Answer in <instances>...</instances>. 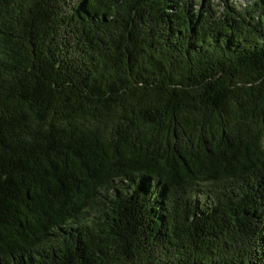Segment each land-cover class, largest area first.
Instances as JSON below:
<instances>
[{
  "label": "trees",
  "instance_id": "obj_1",
  "mask_svg": "<svg viewBox=\"0 0 264 264\" xmlns=\"http://www.w3.org/2000/svg\"><path fill=\"white\" fill-rule=\"evenodd\" d=\"M0 264H264V0H0Z\"/></svg>",
  "mask_w": 264,
  "mask_h": 264
},
{
  "label": "rangeland",
  "instance_id": "obj_2",
  "mask_svg": "<svg viewBox=\"0 0 264 264\" xmlns=\"http://www.w3.org/2000/svg\"><path fill=\"white\" fill-rule=\"evenodd\" d=\"M214 1H220V0H214Z\"/></svg>",
  "mask_w": 264,
  "mask_h": 264
}]
</instances>
